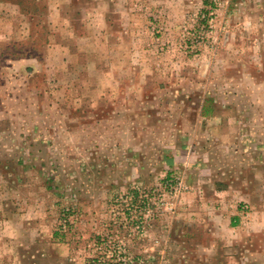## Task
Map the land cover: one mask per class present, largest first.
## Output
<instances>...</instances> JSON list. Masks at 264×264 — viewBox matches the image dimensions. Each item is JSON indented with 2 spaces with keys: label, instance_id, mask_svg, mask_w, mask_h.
I'll list each match as a JSON object with an SVG mask.
<instances>
[{
  "label": "rangeland",
  "instance_id": "obj_1",
  "mask_svg": "<svg viewBox=\"0 0 264 264\" xmlns=\"http://www.w3.org/2000/svg\"><path fill=\"white\" fill-rule=\"evenodd\" d=\"M206 94L264 113V0H0V264H216Z\"/></svg>",
  "mask_w": 264,
  "mask_h": 264
},
{
  "label": "crops",
  "instance_id": "obj_2",
  "mask_svg": "<svg viewBox=\"0 0 264 264\" xmlns=\"http://www.w3.org/2000/svg\"><path fill=\"white\" fill-rule=\"evenodd\" d=\"M91 14L100 15V11L94 8ZM233 101L234 96L210 97L209 94L201 100L204 106L201 116L207 122L213 117L219 119L217 124L206 125L205 131L199 132L204 136L200 140H205L208 147L213 146L211 150L215 149L220 158H213L211 154L209 159L203 157V170L213 172L214 161L218 171L211 179L213 184L203 188L205 207L199 205L200 213L207 215L208 221L203 225L206 236L216 248L215 258L206 256L204 260L212 259L216 264H243L264 259V253H259L256 259L249 250L258 245L250 240L253 232L264 230V140L259 141L264 125L241 122L242 117L264 118V113L258 110L243 113L240 107L231 104ZM214 103L216 107H212ZM209 230L214 235L208 234ZM259 244L264 249V241Z\"/></svg>",
  "mask_w": 264,
  "mask_h": 264
},
{
  "label": "built area",
  "instance_id": "obj_3",
  "mask_svg": "<svg viewBox=\"0 0 264 264\" xmlns=\"http://www.w3.org/2000/svg\"><path fill=\"white\" fill-rule=\"evenodd\" d=\"M179 188L180 189H178L177 191L182 192L181 190L184 188V184L183 183H180Z\"/></svg>",
  "mask_w": 264,
  "mask_h": 264
}]
</instances>
